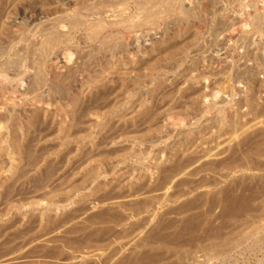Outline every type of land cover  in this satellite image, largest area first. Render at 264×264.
I'll return each mask as SVG.
<instances>
[{"label": "rangeland", "instance_id": "374dc122", "mask_svg": "<svg viewBox=\"0 0 264 264\" xmlns=\"http://www.w3.org/2000/svg\"><path fill=\"white\" fill-rule=\"evenodd\" d=\"M98 1L0 0V264H264V0Z\"/></svg>", "mask_w": 264, "mask_h": 264}, {"label": "bare ground", "instance_id": "6f19581e", "mask_svg": "<svg viewBox=\"0 0 264 264\" xmlns=\"http://www.w3.org/2000/svg\"><path fill=\"white\" fill-rule=\"evenodd\" d=\"M84 1L85 3V0H82ZM88 1V0H87ZM98 1V0H96ZM109 2V0H107ZM169 1V0H168ZM78 2H81V1H78ZM99 2V1H98ZM105 2V1H104ZM76 3V1H75ZM74 3V4H75ZM84 3H80V5L84 4ZM102 3V2H101ZM115 3V2H114ZM169 3V2H168ZM79 4V3H77ZM99 4V3H98ZM107 4V3H106ZM113 4V3H112ZM165 5V3H164ZM167 5V4H166ZM88 6V4H87ZM154 6V5H153ZM91 7V6H89ZM81 8H85V7H81ZM154 8V7H153ZM153 8L151 9V11L153 10ZM100 8H98L99 10ZM79 10H80V7H79ZM88 10V9H87ZM86 11V10H85ZM90 10H88L89 12ZM95 11V10H94ZM139 11V10H138ZM87 12V11H86ZM87 12V13H88ZM141 12V10H140ZM149 12V11H148ZM84 12L81 10L80 12H77L76 14L78 15H75L74 19L68 21L69 23L65 22L66 24H70L71 27V31L67 34H65L64 36L66 38L64 39H70L73 35L74 32H76L77 30H79L84 24H86V31H88V33H90L91 35H95L96 34H99V29L101 28L100 24L99 23H90L88 21L89 17H87L85 14H83ZM95 13V12H94ZM160 13V12H159ZM83 14V15H82ZM114 14V13H113ZM82 15V16H81ZM139 15V13H138ZM156 15V14H155ZM154 15V16H155ZM193 15V14H192ZM153 16V15H152ZM157 16V15H156ZM202 16V15H201ZM127 17V16H126ZM140 17V16H139ZM160 17V16H159ZM149 18V17H148ZM152 18V17H151ZM158 18V17H156ZM60 19V18H59ZM137 19V18H136ZM67 20V19H66ZM125 20V19H124ZM154 20V19H153ZM65 21V20H64ZM119 21V20H118ZM123 21V19H122ZM132 21V20H131ZM137 21H140V20H137ZM58 22V21H56ZM56 22L54 23L56 25ZM60 22V21H59ZM99 22V21H98ZM29 24V23H28ZM110 24V23H109ZM125 24V23H124ZM128 24V23H127ZM47 25V24H46ZM50 25V23H49ZM129 25V24H128ZM131 25V24H130ZM150 25V24H148ZM120 26V25H119ZM127 26V25H126ZM136 26V25H135ZM53 27V26H52ZM131 27V26H130ZM44 28V27H43ZM136 28V27H135ZM42 29V28H41ZM104 29V28H103ZM85 30V29H84ZM69 31V30H68ZM43 34V33H42ZM46 34V40L43 41L44 43H42V48H40V52L41 50L43 49H46L48 47H50L54 42L56 41H59V39H61V35L60 33H58L59 35L55 34L52 30L48 31L47 33H44ZM88 35V34H87ZM115 35V34H113ZM112 35V36H113ZM92 36V37H93ZM98 36V35H97ZM108 37V36H107ZM110 37V36H109ZM95 38V37H94ZM38 39V38H37ZM63 39V40H64ZM90 39V38H89ZM103 39V38H102ZM109 39V38H108ZM106 41V40H105ZM37 42V41H36ZM63 42V41H62ZM65 42V41H64ZM104 42V40H103ZM35 43V42H34ZM41 46V45H40ZM21 48V47H20ZM95 48V47H94ZM6 49V48H5ZM35 49V48H34ZM99 49V48H98ZM20 50V49H19ZM95 50V49H94ZM1 51V50H0ZM45 51V50H44ZM39 52V51H38ZM19 53V52H18ZM21 53V52H20ZM19 53V54H20ZM45 52H42L41 54H43ZM14 54V53H13ZM17 54V53H16ZM39 54V53H38ZM30 55V54H29ZM44 55V54H43ZM42 55V56H43ZM84 56V55H83ZM82 57V56H81ZM40 58H38L39 60ZM36 60V59H35ZM9 62V61H8ZM5 63L6 64H8ZM30 63V62H29ZM40 63V62H39ZM37 64V63H36ZM14 66V65H13ZM39 66V65H38ZM12 67V66H11ZM7 69V68H6ZM2 70V69H1ZM34 71V70H33ZM36 72V71H35ZM38 72V71H37ZM39 73V72H38ZM3 75V74H2ZM40 75V74H39ZM7 76V75H6ZM41 76V75H40ZM40 79V78H39ZM42 80V79H41ZM43 85V84H42ZM33 87V86H32ZM34 88V87H33ZM256 190V189H255ZM228 194V193H227ZM230 195V194H229ZM228 196V195H227ZM226 196V197H227ZM224 197V198H226ZM232 199L230 200V202L226 203L225 207H227V212L229 211V213L231 212H235L237 210L240 209L241 210H245L247 208V201L246 199L244 198V196H241V197H231ZM225 200V199H224ZM237 213V212H236ZM197 218V216H196ZM194 217H189L187 218V220L185 219L184 222H182L183 224L181 225V227H179L177 230H175L172 234L170 235H163L161 237V240L160 243H159V248L160 249H171V248H177L178 246V243L177 241L182 237L184 236L185 234H189L191 233V236L194 237L195 236V231L197 230L198 227H200L201 224L200 223V220L199 219H196ZM199 218V217H198ZM195 220H198V223H196ZM210 233V232H209ZM221 235V234H220ZM154 236V235H153ZM149 238H152V237H149ZM195 238V237H194ZM193 239V238H191ZM150 244L149 240H146L144 241V245L145 246H148ZM234 245V242L232 240V237L231 236H216L214 237V239L210 240L209 244H208V248L211 250V251H214L216 254H219L221 253L222 251H225V250H229L233 247ZM144 253V252H143ZM211 254V253H210ZM148 257V256H147ZM135 261H138L140 260V256H136L134 257ZM139 262V261H138ZM143 264V263H142Z\"/></svg>", "mask_w": 264, "mask_h": 264}]
</instances>
